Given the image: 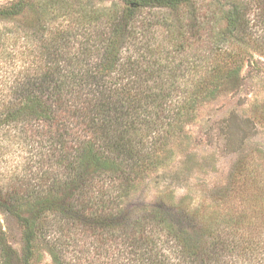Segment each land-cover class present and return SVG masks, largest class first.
Segmentation results:
<instances>
[{
	"label": "trees",
	"instance_id": "16d2710c",
	"mask_svg": "<svg viewBox=\"0 0 264 264\" xmlns=\"http://www.w3.org/2000/svg\"><path fill=\"white\" fill-rule=\"evenodd\" d=\"M103 2L0 5V264H264V146L196 199H176L191 171L172 164L264 53V0ZM237 115L224 134L242 154L255 133Z\"/></svg>",
	"mask_w": 264,
	"mask_h": 264
},
{
	"label": "rangeland",
	"instance_id": "374dc122",
	"mask_svg": "<svg viewBox=\"0 0 264 264\" xmlns=\"http://www.w3.org/2000/svg\"><path fill=\"white\" fill-rule=\"evenodd\" d=\"M9 1L11 0H0V5ZM103 1L105 5L112 2V0ZM192 11V8H186L179 15L189 18ZM194 56L195 44L190 46L188 52V57ZM253 59L257 66L251 63L244 65L241 73L244 80L239 90L225 88L218 98L204 103L199 108L195 123L188 129L191 134L190 139H184L174 148L172 164L183 171L186 169L191 171L180 186L181 188L175 190L176 199H180L186 193L194 199L201 195H208L212 187L224 183L232 165L242 155L256 148L255 144L264 146V118H262L264 117V53L260 56L255 54ZM231 111H235L239 119H250L251 125L247 131L255 133L245 140L242 154H239L237 145L226 141L224 134L227 124L223 121L228 120L227 113ZM191 156L193 163H186ZM195 163L203 164L202 168L194 166ZM8 164H12L11 161ZM190 167L193 168L190 169ZM154 187V182L146 184L143 187L144 195L151 198L155 193ZM0 221L4 226L2 215H0ZM9 228L13 237L12 246L19 250L21 247L20 230L14 220L9 221ZM40 253L42 262L51 264L48 255L42 250ZM82 261L87 264L86 258H82ZM105 262L106 259L101 258L93 264H110L109 261Z\"/></svg>",
	"mask_w": 264,
	"mask_h": 264
}]
</instances>
